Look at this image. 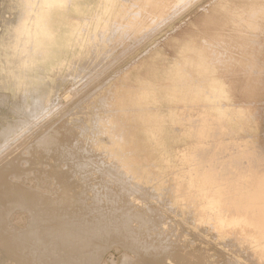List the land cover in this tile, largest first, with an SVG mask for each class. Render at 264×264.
<instances>
[{
	"label": "rangeland",
	"instance_id": "rangeland-1",
	"mask_svg": "<svg viewBox=\"0 0 264 264\" xmlns=\"http://www.w3.org/2000/svg\"><path fill=\"white\" fill-rule=\"evenodd\" d=\"M259 3L262 4L260 7H264V0H67L66 3H60V5L51 4L45 13L43 11L42 15L40 14L41 18L45 16L43 22L46 23L48 37L39 42L42 46L35 42V46L39 49L34 46L33 42L32 48L30 47L32 56L29 55V58L32 57L33 59H29V67L16 74L18 77L16 78L10 74L12 72L11 63L7 65L4 62L9 55L4 53L7 50L3 46V40H5L3 37L7 36L6 34L9 33L11 27L14 28L17 25L20 10L32 15L37 10L46 9L47 4L44 0H0V64L2 66H0V174L1 176L2 173L4 175L0 179V186L2 187L3 182L9 185L11 183V186L16 182V186L29 187L27 189L30 192L35 193L37 190L39 193H44V195L55 196L60 192L61 186L66 185L67 182H69L67 186L74 190L80 184L84 189L79 185L77 186L78 190L73 191L70 188L75 197L72 196L74 203L68 204L69 207L71 205L74 208L76 217L92 218L94 216L100 221L102 213L104 215L112 213L116 219L120 218L128 221L135 228L136 237H134V241L131 239L127 241L112 239L108 242H102L99 244L93 262L88 263L82 258L83 256H80L69 264H177L179 259L182 260H179L180 264H190V261L191 263L195 261V264L197 262L199 264H264V253H262L264 244L262 245L263 242H259V244L255 236L246 233L249 227L247 224V229L242 227L241 231L242 222H240L239 225L236 224L239 227L235 226L234 231L227 232L224 227H220V229V225L217 224L218 221L213 218V220L215 219L213 222L217 223L211 226V223L213 224L211 218L214 217L213 209L211 207L202 209V205L200 207L198 204L197 208L191 209L193 206H197L194 204L197 202H193L191 194L192 204L188 195V193H194L192 188L197 186L195 185L197 182L194 183V180L189 182V179L190 173L193 172L191 166L195 167L197 165L198 167L199 165L198 155L196 154L197 146L193 142L198 136L205 141L204 145L208 143L204 148L209 149L213 153L212 155L215 153L214 158L225 154L228 156L227 158L230 156L231 158L245 159L242 155L243 150L249 148V146L251 148L252 144L255 143H257V147L264 151V81L257 73V69L248 63L254 62L255 58H252V55L256 56L262 51L260 49L255 50L254 47V49L249 50V52L254 51L250 56L249 52L245 53L241 48L233 50L229 46L234 44L235 38L240 40L244 38L253 39V35L245 34L246 31L240 22L243 17H247L249 11L256 9L255 7L260 5ZM243 13L245 14L243 15ZM235 21L242 26H235ZM250 24L252 23L246 24V30H248ZM254 36V39L258 38L256 35ZM217 40H220V44L216 48L220 55L214 63L212 60L214 56L211 55L215 53L213 43ZM34 48L37 50L34 51ZM33 53L35 54L34 57ZM200 56L203 57L199 58ZM98 62H101V64ZM213 70H216L219 84L224 89L215 102L222 108L212 107L211 104L209 105L199 99L201 91L198 89L200 87L199 73H210ZM58 71L59 74H56ZM145 82L149 85L146 84L145 86ZM140 87L141 89H145V87L147 89L143 92ZM130 92H132V95ZM136 95H139V98ZM141 96L145 99L143 97L140 99ZM106 97L111 98L106 99ZM115 97L118 98L116 102ZM148 97L149 99H147ZM19 99L20 101H18ZM101 99L102 101L105 100V104L101 102ZM109 108L110 112H108ZM113 110H115V114ZM226 110L229 111L228 114H226ZM192 112H195V114L198 112L199 116L197 115V117ZM206 112L211 115H207ZM210 112L214 113L215 117ZM205 113L207 116H205ZM181 116L184 117L181 118ZM232 116H234L233 119ZM195 117L200 121H196ZM219 117L220 119H218ZM252 119L255 127L251 125ZM194 121L195 123H192ZM200 124L203 125L200 126ZM197 125L199 126L197 127ZM221 125H225L224 128L227 129L228 127L229 129L224 132ZM111 127L120 129L118 131L116 129L115 132H118L116 136H114L116 133ZM58 130L63 135L60 132L58 133ZM124 130H126L125 133ZM230 130L234 133L233 135ZM67 131L69 134H67ZM218 131L221 135L216 134ZM126 132L129 134H126ZM123 133L126 134L125 141L127 136L129 138L127 140L133 141H126L127 143L131 142V146L127 145L126 142L125 144L122 140ZM207 133L210 135L208 136L209 139L206 137ZM213 134H216L219 139L217 140L216 135ZM236 134L240 138L238 135L235 136ZM64 135L68 137L64 138ZM231 135L234 137V139L231 137L232 140L229 137ZM57 136L60 141L69 142L70 139L69 143L73 145H70V148L74 147L75 144L78 147H74L76 151L72 150L74 153L67 149L68 156L65 151L58 149L55 152L57 155H50L55 161L53 164L49 157L48 159L45 157L43 147L45 144L48 145L49 142L55 143L56 140L58 141ZM117 136L120 137L119 140ZM116 138L118 141H116ZM213 138L216 141L212 140ZM238 138L241 142L237 141ZM132 143H136V145ZM118 147L120 149H116ZM253 147H256V144ZM129 148L130 150H128ZM134 149L139 150L134 151ZM60 150L64 154H61ZM144 151L145 153H143ZM217 151L218 153H216ZM83 153H88V155L86 154L84 157ZM146 153H148V157H151L150 159L147 157L148 160L144 157ZM92 155H95L96 158ZM140 155L144 156L140 157ZM185 155L186 158H184ZM87 157H90L89 162L91 164L87 161ZM138 158L142 161L145 160L147 166L151 163L153 168L147 167L141 160L138 161ZM76 159L83 160L82 164L86 167L82 164L81 166H75L74 160ZM178 159L179 163L177 162ZM185 159L188 160L187 163L184 162ZM135 160L139 163H136ZM190 161L193 165L190 164ZM209 161L212 162V159H209ZM209 161L206 160L204 163L206 162V165H209L211 164ZM70 162L73 165H70ZM54 165L58 168H55V171ZM180 166L183 168H180ZM74 167H78V169ZM187 167H190V173ZM71 168L75 169L74 174L70 170ZM184 168H186L187 173ZM85 169L89 171L87 172ZM90 169L95 171H90ZM174 169L179 170L175 171ZM76 170L81 173L83 171L82 176ZM180 170L185 176L184 174L180 175L182 173ZM155 171H158V174L154 173ZM148 172L159 177H153ZM167 172H169L168 175H166ZM65 173L67 175L72 173L74 176L69 174L68 181V177L65 178L67 175L62 176ZM88 173H90V176ZM187 175H189V178ZM182 176L187 177L182 180L180 178ZM78 178H81V183L79 181L77 183ZM150 178L152 181H149ZM2 179L6 181H2ZM70 179L74 181L72 182ZM59 180L63 181L60 182ZM91 180L94 184L90 182ZM171 181L176 184L171 183ZM154 182L155 184H153ZM157 182L161 183L162 186H159ZM164 182H166V185H164ZM167 184L172 185L169 187ZM165 186L169 188L167 189ZM81 190L83 193H81ZM189 190L190 192H187ZM76 191L77 193H75ZM85 191L86 195L83 197L82 194ZM87 191L89 192L88 195ZM94 192L97 194H94ZM167 193L172 195L168 197ZM75 194L78 195V198ZM86 196L92 198L93 202L88 200L89 198L87 199ZM79 198L86 199L81 200ZM177 199L180 202L179 204ZM85 200L88 201L89 205ZM187 203L188 205H186ZM178 205H182L184 209L181 208L182 206L178 207ZM78 206L80 207L78 208ZM199 208L201 211L206 210L208 212L207 214L204 211V214H207L206 217H201L204 214L200 212ZM135 211L143 214V221L137 218ZM194 211L196 212L194 213ZM186 212H190V214L188 213L190 216ZM10 213L11 216L8 214L6 223L18 228L28 225L30 215L26 210L18 208L14 209L13 212L10 211ZM195 217L200 220L198 221ZM205 218L208 220H205V222L210 224L202 221ZM53 225H56V223ZM174 228L181 230L178 231ZM216 232L217 234L219 232L220 235L217 236ZM246 235L252 236L246 238ZM241 236L242 238H240ZM243 237L244 240L246 239L245 241H243ZM238 241L240 245L244 244L245 246L239 247ZM235 243H238L239 246L237 247ZM69 245L64 246V249H72L73 252L74 244ZM178 248L179 251L182 249L183 254L182 251H180V254ZM246 249H248V253ZM258 260L261 263L255 262ZM10 263L3 249L0 248V264Z\"/></svg>",
	"mask_w": 264,
	"mask_h": 264
},
{
	"label": "bare ground",
	"instance_id": "bare-ground-1",
	"mask_svg": "<svg viewBox=\"0 0 264 264\" xmlns=\"http://www.w3.org/2000/svg\"><path fill=\"white\" fill-rule=\"evenodd\" d=\"M47 4L46 6V9L44 10H37L34 14L32 15H28L26 12H24L23 10H20V16L18 17V23L16 26H14V28H10V31L8 34H6L7 36L6 37H3V40L4 41V49L7 50V52L4 51V53H6V55H9L5 58L4 62L5 64L8 65V63H11L10 64V68L12 70V72H10V74L12 75V77H17L16 74H19L20 71L26 69L27 67H29L30 64H28V62L30 61L29 59H33L32 57L29 58V55L32 53L30 51V47L32 48V44L34 42V46H35V42L39 45L43 38L45 39L46 37H48V34H47V29L45 27V24L43 21H44V17L41 18L40 14L42 15V12L45 11L48 9L49 5H60V3H66L65 0H44ZM64 1V2H63ZM69 1V0H68ZM260 4V3H259ZM262 4L256 6L253 11H249L247 13V17H243V20H239L241 21L240 23L243 25V29L246 31L245 34H251L253 35V39L250 40L248 38H244L243 40H240L238 38H235V41H234V44L230 46L231 49L233 50H236L237 48H241L243 49V51L245 53H248L250 49H254L255 47V50L256 49H260L262 52L257 54L256 56L255 55H252V58H255L254 62H248L250 63V66H253V68L257 69V73L260 74V77L263 79L264 81V7H260ZM134 6V5H132ZM264 6V5H263ZM165 7V6H164ZM252 7V6H251ZM250 7V8H251ZM254 7V6H253ZM50 8V7H49ZM163 8V7H162ZM245 8V7H244ZM160 9V8H159ZM248 9V8H247ZM252 9V8H251ZM164 10V9H163ZM225 10V9H224ZM244 10V9H243ZM227 11V10H226ZM146 12V11H144ZM157 12V11H155ZM43 13V14H44ZM230 14V13H229ZM245 13H243L244 15ZM45 15V14H44ZM88 18V17H87ZM233 19V18H232ZM237 21V19H236ZM235 21V26L238 25V23H236ZM106 22V21H105ZM159 22V21H158ZM233 23V22H231ZM239 23V24H240ZM247 23H252L250 24L248 30L245 29V26ZM49 25V24H48ZM108 25V24H106ZM233 25V26H234ZM242 25H238V26H242ZM234 26V27H235ZM237 26V28H238ZM10 27V26H9ZM106 27V26H105ZM108 27V26H107ZM111 27V26H110ZM48 28V27H47ZM236 28V27H235ZM239 28H242V27H239ZM103 29V27H102ZM101 29V30H102ZM149 30V29H148ZM49 31H51L49 29ZM100 31V30H99ZM104 31V30H103ZM101 32V31H100ZM50 33V32H49ZM111 33V32H110ZM54 35V34H53ZM256 35L257 39H254ZM98 36V35H97ZM51 38V37H50ZM47 39V38H46ZM108 40V39H107ZM45 43V41H44ZM43 43V44H44ZM222 43V41H221ZM36 44V45H37ZM220 44V40H217V42L213 43V47L215 49V53H212L213 55L211 56H214L212 57V60L214 63H216V60L217 58L219 57L220 55V52H218V50H216V48L218 47V45ZM225 44V43H224ZM40 46H42L40 44ZM228 46V45H227ZM36 47V46H35ZM44 47V46H43ZM93 47V45H92ZM108 47V46H107ZM203 47V46H202ZM201 47V48H202ZM212 47V46H211ZM39 49V47H36ZM36 48H34V51L37 50ZM95 48V47H94ZM42 49V48H41ZM205 49V48H203ZM208 49V48H207ZM40 51V50H39ZM1 52V51H0ZM31 52V53H30ZM38 52V51H37ZM217 52V53H216ZM251 52V53H250ZM248 54L251 56V54L254 52L250 51ZM92 53V51H91ZM34 54V53H33ZM32 56V54H31ZM35 56V54L33 55V57ZM110 56V55H108ZM105 57V56H104ZM107 57V56H106ZM203 56H200L199 58H202ZM1 58V56H0ZM78 58V57H77ZM93 58V57H92ZM114 58V57H113ZM103 59V58H101ZM105 59V58H104ZM78 62V60H76ZM33 62V61H31ZM30 62V63H31ZM91 62V60H90ZM99 63V62H98ZM75 64V63H74ZM101 64V62L99 63ZM4 65V64H2ZM6 65V66H7ZM76 65V64H75ZM80 65V64H78ZM98 65V64H97ZM1 66V64H0ZM57 66V65H55ZM54 66V67H55ZM74 66V65H73ZM2 67V66H1ZM68 67V66H67ZM75 67V66H74ZM104 67V65H103ZM6 68V67H5ZM83 69V68H81ZM10 70V71H11ZM67 70V69H66ZM86 70V69H85ZM94 70V68H93ZM3 71V70H2ZM1 72V71H0ZM5 72V70H4ZM91 72V71H90ZM8 73V72H7ZM52 73V72H51ZM21 74V73H20ZM56 74H59V71L58 73ZM61 74V73H60ZM64 74V73H63ZM92 74V73H91ZM5 76V75H4ZM19 76V75H18ZM59 76V75H58ZM1 77V75H0ZM177 77V76H176ZM75 78V77H74ZM73 78V79H74ZM88 78V77H87ZM2 79V78H1ZM20 79V78H19ZM22 79V77H21ZM64 79V77H63ZM66 79V78H65ZM49 80V79H48ZM144 80V79H143ZM19 81V80H18ZM108 81V80H107ZM148 81V80H147ZM199 81H200V87L198 89H200V93H199V99H202L203 101H205V103H208L209 105L211 104L212 107H215V108H219L221 107L220 105L218 106V104H216L215 102L219 99V97L221 96V92L224 91V89L221 88L220 84H219V80H218V76H217V73H216V70H213L211 71L210 73H206V72H200L199 73ZM15 82V81H14ZM10 83V82H9ZM8 83V84H9ZM21 83V82H20ZM49 83V82H48ZM7 84V83H6ZM51 84V83H50ZM91 84V83H90ZM146 82H145V86H146ZM149 85V84H147ZM10 86V84H9ZM23 86H24V82H23ZM15 87V86H14ZM17 87V85H16ZM143 87V86H141ZM140 87V89H141ZM151 87V86H150ZM11 88V87H10ZM100 88V87H99ZM97 88V89H99ZM18 89V88H17ZM145 89H147L145 87ZM145 89H141L142 91L145 90ZM163 89V88H162ZM182 89V88H181ZM50 90V88H49ZM96 90V89H94ZM140 90V91H141ZM157 90V89H156ZM107 91V90H106ZM105 91V92H106ZM120 91V90H119ZM125 91V90H124ZM148 91V90H147ZM199 92V90H197ZM108 92V91H107ZM111 92V91H109ZM138 92H139V89H138ZM144 92V91H143ZM146 92V91H145ZM186 93L188 92L185 91ZM92 93V92H91ZM113 93V92H112ZM120 93V92H119ZM132 92H130L131 94ZM155 93V92H154ZM50 94V93H48ZM109 94V93H108ZM129 94V93H128ZM137 94V93H136ZM145 94V93H144ZM146 94L148 95V93L146 92ZM111 95V93H110ZM132 95V94H131ZM135 95V94H134ZM143 95V94H142ZM146 95V96H147ZM65 96H68V95H65ZM113 96V94H112ZM111 96V97H112ZM126 96V95H125ZM145 96V97H146ZM16 97V96H15ZM57 97V96H56ZM111 97H106L107 98H111ZM128 97V96H126ZM131 97V96H130ZM136 97L139 98V95ZM143 96H141L140 99H142ZM64 98V97H63ZM67 98V97H65ZM64 98V99H65ZM101 98V97H100ZM100 98L98 99V101L100 100ZM105 98V97H104ZM117 97H115V102L116 100H118V98L116 99ZM132 98V97H131ZM130 98V99H131ZM144 98V97H143ZM17 99V97H16ZM63 99V100H64ZM68 99V98H67ZM145 99V98H144ZM149 99V97L147 98ZM112 100V99H111ZM183 100V99H182ZM15 101V100H14ZM20 101V99L18 100ZM65 101V100H64ZM105 100L102 101L101 99V102L103 103ZM109 101V100H108ZM114 101V100H113ZM139 101V100H138ZM136 101V102H138ZM143 101V100H142ZM107 102V100H106ZM111 102V101H110ZM141 102V101H140ZM149 102V101H147ZM30 103V102H29ZM93 103V102H92ZM100 103V102H99ZM101 105H104L102 104ZM109 103V102H108ZM120 103V102H119ZM28 104V103H27ZM107 104V103H106ZM141 104V103H139ZM144 104V103H143ZM100 105V104H99ZM53 106V105H52ZM105 106V105H104ZM109 107V106H108ZM101 108V106H100ZM103 108V107H102ZM182 108V107H181ZM222 108V107H221ZM50 109V108H49ZM128 109V108H127ZM126 109V110H127ZM199 109V108H197ZM51 110V109H50ZM118 110V109H117ZM121 110H124L126 111L125 109H121ZM128 110H131V109H128ZM132 110H135V109H132ZM115 110H113L114 112ZM181 111V110H180ZM198 111V110H197ZM204 111H206L204 109ZM208 111V109H207ZM49 112V111H47ZM46 112V113H47ZM106 112V111H104ZM108 112H110V108L108 110ZM123 112V111H121ZM196 112V111H195ZM195 112L193 114H195ZM203 112V111H202ZM229 112V111H228ZM227 110H226V114H228ZM116 112H114L115 114ZM118 113V112H117ZM207 115H211V114H208V112H206ZM205 113V116H207ZM212 113V112H210ZM52 115V112L50 113ZM54 114V113H53ZM183 114V113H182ZM201 115V113H199ZM214 115V113H212ZM50 115V116H51ZM111 115V114H110ZM196 116L198 115V112L197 114H195ZM204 115V114H203ZM54 116H56V114H54ZM127 116V115H126ZM199 116V115H198ZM197 116V117H198ZM227 116V115H226ZM49 117V116H48ZM53 117V116H51ZM111 118V116H109ZM140 117V116H138ZM184 117V116H181V118ZM186 117V116H185ZM188 117V116H187ZM215 117V115H214ZM116 118V117H115ZM114 118V119H115ZM141 118V117H140ZM196 118V117H195ZM213 118V117H211ZM210 118V119H211ZM217 118V116H216ZM226 118V117H225ZM234 118V116H232V119ZM240 118V117H239ZM108 119V117H107ZM194 119V118H193ZM204 119V117H203ZM209 119V120H210ZM214 119V118H213ZM220 119V117L218 118ZM223 119V118H222ZM221 119V120H222ZM47 120V119H46ZM50 120V119H49ZM99 120V118H98ZM112 120V119H111ZM117 120V118L115 119ZM140 120V119H139ZM186 120V119H185ZM189 120V119H188ZM192 120V118H191ZM190 120V121H191ZM195 120V119H194ZM199 120L198 118H196V121ZM208 120V121H209ZM216 120V119H214ZM238 120V119H237ZM245 120V119H244ZM93 121V120H92ZM126 121V120H125ZM193 121V120H192ZM200 121V120H199ZM223 121V120H222ZM230 121V120H229ZM235 121V120H234ZM12 122V121H11ZM10 122V123H11ZM103 122V121H102ZM110 122V121H109ZM118 122V120H117ZM217 122V121H215ZM225 122V121H224ZM240 123V121H238ZM237 122V123H238ZM253 119L251 121V125H253ZM122 123V122H121ZM126 123V122H125ZM130 123V122H129ZM187 123H189L187 121ZM192 123H195L192 122ZM198 123V122H197ZM202 123V122H201ZM204 123V122H203ZM207 123V122H205ZM219 123V122H218ZM227 123V122H226ZM225 123V124H226ZM243 123V122H242ZM245 123V122H244ZM118 124V123H117ZM117 124H115V126H117ZM199 124V123H198ZM212 124V123H210ZM209 124V125H210ZM221 124V123H219ZM233 124V123H232ZM236 124V123H235ZM120 125V123H119ZM125 125V124H123ZM189 125V124H188ZM192 125V124H190ZM194 125V124H193ZM192 125V126H193ZM203 125V124H200V126ZM215 126L217 124H214ZM230 125V124H229ZM228 125V126H229ZM234 125V124H233ZM241 125V124H239ZM245 125V124H244ZM247 125H250V124H247ZM58 126V125H57ZM112 126V125H111ZM128 126V125H127ZM199 125H197L198 127ZM212 127V125H210ZM217 126H220V125H217ZM224 126L225 125H221ZM232 126V125H231ZM230 126V127H231ZM243 126V124H242ZM254 126V125H253ZM59 127V126H58ZM61 127V126H60ZM120 127V126H118ZM122 127V126H121ZM126 127V125H125ZM129 127V126H128ZM195 127V126H194ZM205 127V126H204ZM227 127V125H226ZM255 127V126H254ZM86 128V127H85ZM109 128V127H108ZM123 128V127H122ZM127 128V127H126ZM125 128V129H126ZM203 128V127H202ZM215 128V127H214ZM222 128V129H223ZM235 128V127H234ZM56 129V127H55ZM60 129V128H58ZM97 129V128H96ZM95 129V130H96ZM111 129L113 130L114 128L111 127ZM117 129V127H115L114 129V136L117 135L118 132H115ZM129 129V128H128ZM198 129V128H196ZM210 129V128H209ZM213 129V128H212ZM225 129V128H224ZM223 131H227V129H229L227 127V129H225ZM241 129V128H240ZM61 130V129H60ZM60 130H58L57 132L59 133ZM103 130V129H102ZM111 130V131H112ZM120 130L119 128L117 129V131ZM201 130V129H200ZM203 130L205 131V129L203 128ZM64 131V130H63ZM126 130H124V133H125ZM137 131V130H136ZM195 131V130H194ZM210 131H212L210 129ZM222 131V132H223ZM231 131V130H230ZM263 131V129H262ZM51 132V131H50ZM53 132V131H52ZM66 132V131H65ZM68 132V131H67ZM110 132V131H109ZM129 132V130H128ZM128 132H126V134H129ZM192 132V131H191ZM197 132V130H196ZM202 132V131H201ZM229 132V131H228ZM232 132V131H231ZM230 132V133H231ZM61 135L62 132H60ZM108 133V132H107ZM122 133V132H121ZM119 133V134H121ZM123 133V134H124ZM199 133V132H198ZM204 133V132H202ZM221 135V133L218 131L216 134L218 135ZM229 133V134H230ZM66 134V133H65ZM69 134V132L67 133ZM113 134V132H112ZM111 134V135H112ZM122 134V135H123ZM123 136V139H125V135ZM195 134V132L193 133V135ZM205 134V133H204ZM203 134V135H204ZM216 134H213V135H216ZM234 133L232 132V135ZM239 134V133H238ZM238 134H236L235 136H237ZM48 135V133H47ZM192 135V134H191ZM217 135L215 137H217ZM225 135V133H224ZM229 136L230 138L232 137ZM113 136V137H114ZM120 136V135H119ZM132 135H130L131 137ZM190 136V134H189ZM188 136V137H189ZM210 136L208 133H207V136L208 137ZM212 136V135H211ZM223 136V135H222ZM228 136V135H227ZM46 137V136H45ZM68 137V136H67ZM65 137L64 135V138H67ZM118 137V136H117ZM121 137V136H120ZM120 137H118V140L120 139ZM187 137V138H188ZM202 137V136H201ZM239 137V135H238ZM17 138V137H16ZM58 138V141L56 140V142H52V143H47L48 145H44V154H45V157L48 159L51 160V162L54 164V159L52 158V156L54 154H56L55 152H57L58 149H61L63 151H65V154L67 155L66 153V150L67 149H70L71 153L74 151V147L78 145L75 144L74 147H71L70 148V145H72V143L70 144V139H69V142L68 141H65V140H61L60 141V138L57 136ZM62 137V139H64ZM115 138V137H114ZM113 138V139H114ZM133 138V136L131 137ZM150 138V137H149ZM158 138V137H157ZM190 138V137H189ZM200 137L198 136L197 139H195L193 137V142H194V145L197 146V149L196 147H194L196 150H197V155H198V167L200 166V168L197 167V165L195 167H192L191 168L193 169L190 173L189 170H190V167H187L188 169V172L190 173V179H189V182L192 180H194V183L197 182V184L195 183V185H197L196 187L194 186V188H192L194 190V193H188L189 195V198H190V202H191V197L190 195L193 197V202H197V203H194V204H198L200 207L202 205V209H205L204 207H208V209L211 207L214 211V217L212 216V218L208 215V217H210L212 219V222L215 220H213V218H216L215 221H218L217 222H213V224L211 223V226L212 225H216L219 224V228L220 227H224L222 229H224L225 231L227 232H231V231H234L235 229V226L239 225L238 223L242 222L241 223V231H242V227H246V224L249 226L246 233L249 235V234H252L253 236L256 237V240L257 242H263L262 245L264 244V151L263 149L257 147V143L256 144V147H253L254 145L252 144V147L250 148H246L244 149L242 152V155L245 157V159L243 158H231L229 156V158H227L228 156H226L225 154H222L216 158H214V155H212L213 153L208 149H205L204 146L207 145L205 144L204 145V140H201L199 139ZM222 138V137H221ZM234 139V137H232ZM231 138V140H232ZM236 138V137H235ZM240 138V137H239ZM239 138L237 141H239ZM264 138V137H263ZM67 139V140H68ZM127 139L128 136H127ZM126 141H131V140H127ZM209 139V137H208ZM219 138L217 137V140ZM223 139V138H222ZM225 139V138H224ZM237 139V138H236ZM1 140V139H0ZM44 140V139H43ZM117 138H116V141H118ZM134 140V139H133ZM140 140V139H139ZM143 140V139H141ZM146 140V139H145ZM151 140V139H150ZM212 140L216 141L215 138H213ZM124 140V143L126 142ZM148 141V140H147ZM225 141V140H224ZM121 142V140H120ZM126 142V143H127ZM133 142V141H131ZM131 142L127 143V145L131 144ZM220 142V141H219ZM235 142V140H234ZM241 142V140L239 141ZM246 142V140H245ZM250 142V141H249ZM54 143V145H53ZM75 143V142H74ZM73 143V144H74ZM123 143V141L121 142ZM125 143V144H126ZM221 143V142H220ZM232 143V142H230ZM243 143V142H242ZM124 144V145H125ZM132 144H135L136 143H132ZM188 144H190V142H188ZM239 144V143H238ZM251 144V143H250ZM127 145H125V147H127ZM191 145V144H190ZM189 145V146H190ZM193 145V146H194ZM232 145V144H230ZM246 145V144H245ZM73 146V145H72ZM131 146V145H130ZM134 146V145H132ZM248 146V145H247ZM260 146V145H259ZM76 147V148H77ZM124 148V146H122ZM129 147V146H128ZM192 147V145H191ZM37 148V147H36ZM39 148V147H38ZM42 148V147H41ZM137 148V147H136ZM185 148V147H184ZM40 149V148H39ZM116 149H120L119 147L116 148ZM127 149V148H126ZM132 149V148H131ZM214 149V148H213ZM212 149V150H213ZM217 149V148H216ZM235 149V148H234ZM241 149V148H240ZM60 150V151H61ZM73 150V151H72ZM77 150V149H76ZM124 150V149H123ZM130 150V148L128 149ZM139 150V149H137ZM134 149V151H137ZM190 150V149H189ZM196 150H193V151H196ZM220 150V149H218ZM222 150V149H221ZM225 150V149H224ZM59 151V152H60ZM63 151H61L62 153L61 154H64ZM126 151V150H125ZM133 151V150H132ZM192 151V152H193ZM73 152V153H74ZM191 152V153H192ZM42 153V155H43ZM112 153V152H111ZM131 153V152H129ZM145 153V151L143 152ZM189 153V152H188ZM186 153V154H188ZM218 153V151L216 152ZM240 153V151H239ZM60 154V153H59ZM70 154V153H69ZM77 154V153H76ZM84 154V157L85 155L88 153H83ZM128 154V153H127ZM142 154V153H140ZM148 153H146L147 155ZM31 155V154H30ZM52 155V156H50ZM57 155V154H56ZM66 155H64L66 157ZM122 155V154H121ZM144 156V155H140V157L144 156L146 157V160L150 159L151 157H148L149 155L147 156ZM189 155H191L189 153ZM217 155V154H216ZM228 155V154H227ZM234 155V154H233ZM232 155V156H233ZM239 155V154H238ZM241 155V156H242ZM60 156V155H59ZM62 156V155H61ZM60 156V157H61ZM68 156V155H67ZM77 156V155H76ZM79 156V155H78ZM95 157V155H92ZM98 156V155H97ZM120 156V155H119ZM125 156V155H124ZM132 156V155H131ZM135 156V155H134ZM138 156V155H136ZM182 156V155H181ZM192 156V155H191ZM196 156V155H195ZM194 156V157H195ZM82 157V155H81ZM94 157L92 159V162L94 160ZM118 157V156H117ZM148 157V159H147ZM187 156L185 155L184 158H186ZM189 157V156H188ZM52 158V159H51ZM69 158V157H68ZM79 158V157H78ZM90 158V157H89ZM89 158L87 157V161L89 162ZM96 158V157H95ZM122 158V157H121ZM125 158V157H124ZM155 158V157H154ZM192 158V157H190ZM4 159V158H2ZM30 159V158H28ZM43 159V158H42ZM67 159V157H66ZM72 159V158H71ZM129 159V158H128ZM183 159V157H182ZM181 159V161H183ZM189 159V158H188ZM194 159V158H192ZM191 159V160H192ZM209 159H212V162L209 161ZM98 160V159H96ZM124 160V159H123ZM133 160V159H132ZM141 160L138 158V161ZM144 160V158H143ZM152 160V159H151ZM164 160V159H163ZM190 160V159H189ZM209 161L211 164L209 165H206V162L204 163V161ZM70 161V160H69ZM75 161V166L76 165H80L82 164L83 160H79V159H76L74 160ZM91 161V160H90ZM137 161V160H135ZM136 162V163H139V162ZM142 161V160H141ZM166 161V160H165ZM179 161V159L177 160V162ZM188 161V160H187ZM186 159L184 162H186ZM194 161V160H193ZM197 161V160H196ZM31 162V160H30ZM73 162V161H71ZM70 162V165H73V163ZM143 163H145L146 161H142ZM154 162V161H153ZM192 161H190V164H191ZM33 165L35 164L34 162H32ZM31 163V165H32ZM40 163V162H39ZM38 163V164H39ZM90 163V162H89ZM135 163V164H136ZM179 163V162H178ZM91 164V163H90ZM142 164V163H140ZM149 164V163H148ZM168 164V163H167ZM183 164V163H182ZM84 166V164H82ZM88 165V164H87ZM146 165V163H145ZM153 165V164H152ZM165 165V164H164ZM193 165V163L191 164ZM11 166V164H10ZM36 166V164H35ZM53 166V165H52ZM89 166V165H88ZM93 166V165H92ZM95 166V164H94ZM147 166V165H146ZM149 166L151 167V163L149 164ZM147 166V167H149ZM155 166V165H154ZM157 166V165H156ZM168 166V165H167ZM187 166H189V164H187ZM73 168V166H71ZM86 167V165L84 166ZM91 167V165L89 166ZM96 167V166H95ZM166 167V166H165ZM182 166H180L181 168ZM186 167V166H184ZM197 167V168H196ZM55 168H57L55 165H54V171H55ZM70 169L73 171V174L75 173V169L78 167H74L75 169ZM99 168V167H98ZM97 168V169H98ZM146 168V167H145ZM153 167H151L152 169ZM179 168V169H180ZM183 168V167H182ZM58 169V168H57ZM81 169V168H80ZM94 169V168H93ZM150 169V168H149ZM172 169V168H171ZM170 169V170H171ZM178 169V170H179ZM185 171H186V168H184ZM183 169V171H184ZM86 170V169H85ZM101 170V169H100ZM154 170V169H153ZM152 170V171H153ZM175 171L177 169H174ZM177 170V171H178ZM182 170V169H181ZM180 170V171H181ZM53 171V173H54ZM57 171V170H56ZM78 171V170H76ZM87 171V170H86ZM89 171V170H88ZM87 171V172H88ZM90 171H95V170H91ZM98 171V170H97ZM140 171V170H139ZM148 171V170H147ZM79 174L81 173L80 171H78ZM182 172V171H181ZM61 173V171H60ZM63 173V172H62ZM83 173V171H82ZM82 173H81V176H82ZM99 173V172H97ZM97 173L95 174V176L97 175ZM101 173V172H100ZM149 173V172H148ZM154 173H157L158 174V171L154 172ZM169 172L166 173V175H168ZM177 173V172H176ZM187 173V171H186ZM188 173V174H189ZM70 174V173H69ZM68 174V175H69ZM72 174V173H71ZM70 174V176H71ZM72 174V175H73ZM78 174V173H77ZM79 174H78V177H79ZM90 173H88L89 175ZM150 174V173H149ZM162 174V173H161ZM160 174V175H161ZM184 173H180V175H183ZM57 175V174H56ZM61 175V174H60ZM67 175L66 173L63 174L62 176H65ZM65 176V178L68 177ZM92 175V173H91ZM151 176L155 177L156 175L155 174H150ZM165 175V173H164ZM2 176L3 173H2ZM1 174H0V179H1ZM7 176V175H6ZM61 176V178L63 179V177ZM70 176L68 177V181H69V178ZM74 176V175H73ZM90 176V175H89ZM185 176V174H184ZM184 176L180 177L182 180L183 179H186V177L188 176L189 178V175H187L185 178ZM86 177V176H85ZM84 177V178H85ZM92 177V176H91ZM148 177V176H147ZM150 177V176H149ZM156 177H159V176H156ZM162 177V176H161ZM165 177V176H164ZM102 178V177H101ZM104 178V177H103ZM163 178V177H162ZM171 178V176H170ZM169 178V180H171ZM3 179H5L3 177ZM2 181H6V180H3ZM7 179V177H6ZM79 179V178H78ZM81 179V178H80ZM80 179L77 180V183L78 181L80 182ZM90 179V177H89ZM96 179V178H95ZM151 179V178H150ZM155 179V178H154ZM153 179V181H154ZM8 180V179H7ZM64 180V179H63ZM61 180V181H63ZM71 180V179H70ZM74 180H75V177H74ZM73 180V181H74ZM99 180V178H98ZM165 180V179H164ZM167 180V179H166ZM167 180V181H169ZM60 181V180H59ZM60 181V182H61ZM67 181V180H65ZM72 181V180H71ZM72 181V182H73ZM76 181V180H75ZM95 181V180H94ZM149 181H152L149 180ZM156 181V180H155ZM159 181V180H157ZM166 181V182H167ZM176 181V180H174ZM174 181H171V183H175ZM90 182L93 183V181L91 180ZM166 182H164L166 185ZM2 183V182H1ZM4 184L2 185V187L0 186V248L3 249L4 253L6 254L7 258L10 260V264H69V263H72V261H74L75 258L77 257H80V256H83L82 258H84L86 261H88V263H91L95 260V256L97 255V250H98V247H99V244L102 243V242H108V241H111L112 239L113 240H121L123 239L124 241H127L128 239H131L132 241H134V237H136L135 235V228L132 227L130 225V222L128 221H124L122 219H116L115 216L111 213V214H105L102 213V219L99 221L97 218H95L94 216L91 218V217H82V218H78V216L76 217V215L74 214L75 210L74 208L70 205V207L68 206V204H72L71 202H73L72 200V196H74V194L71 193V187L67 186L69 182H67V184H63L61 186V189H60V192L58 194H56L55 196H48V195H44V193H39V191L36 190L35 193L33 192H30L27 188L29 187H25V186H21V185H15L16 182H15V186L12 185L11 186V183L10 185L9 184H5V182H3ZM19 183V182H18ZM65 183V182H64ZM81 183V182H80ZM158 183V182H157ZM156 183V184H157ZM185 183L187 184V182L185 181ZM184 183V184H185ZM74 184V183H73ZM94 184V183H93ZM155 184V182L153 183ZM159 186L162 184L161 183H158ZM176 184V183H175ZM181 184V183H180ZM185 184V185H186ZM76 185V184H74ZM80 186V184H78ZM77 185V186H78ZM168 185V184H167ZM172 185V184H171ZM170 185V186H171ZM71 186V185H70ZM77 186H76V189H77ZM85 186V185H84ZM106 186V185H105ZM158 186V187H159ZM169 186V185H168ZM169 186V187H170ZM182 186V184H181ZM188 186V184H187ZM192 186V187H193ZM73 187V186H72ZM81 188H83V186H80ZM93 187V186H92ZM166 187V186H165ZM168 187V188H169ZM178 187V186H177ZM71 188V189H70ZM75 188V187H74ZM153 188V187H152ZM162 188V187H161ZM167 188V187H166ZM167 188V189H168ZM176 188V187H174ZM187 189V187H185ZM75 189V190H76ZM84 189V188H83ZM88 189V188H86ZM85 189V190H86ZM95 189V188H94ZM157 189V188H156ZM159 189V188H158ZM157 189V190H158ZM185 189V190H186ZM34 190V189H33ZM73 189V191H75ZM78 190V189H77ZM164 190V189H163ZM184 190V189H182ZM188 190V189H187ZM90 191V190H89ZM167 191V190H166ZM172 191V190H171ZM170 191V192H171ZM88 192V191H87ZM91 192V191H90ZM187 192H190L187 191ZM74 193V192H73ZM77 193V191L75 192ZM81 193H83V191L81 190ZM86 191L84 192V194H82L83 197H85L84 195ZM161 193L163 194V192L161 191ZM172 193V192H171ZM174 193V192H173ZM177 193V192H175ZM89 194V192L87 193V195ZM94 194H97L94 192ZM124 194V193H123ZM168 194V193H167ZM179 194V193H178ZM76 195V194H75ZM165 195V193H164ZM172 195V194H171ZM168 194V197L171 196ZM175 195V194H174ZM173 195V196H174ZM187 195V194H186ZM77 198H78V195H76ZM81 196V197H82ZM92 196V195H91ZM177 197V195H175ZM52 197V198H51ZM75 197V196H74ZM80 197V195H79ZM87 197V196H86ZM76 198V199H77ZM89 197H87L88 199ZM165 198V196H164ZM62 200L61 202L59 200ZM75 199V200H76ZM81 199V198H79ZM86 199V198H84ZM83 198L81 200H84ZM166 199V198H165ZM173 199V198H172ZM88 200H92V198L88 199ZM170 200H171V197H170ZM178 200V199H177ZM179 200H180V197H179ZM179 200L177 201L178 204L180 203ZM77 201H80V200H77ZM86 201V200H85ZM96 201V199H95ZM167 201V200H166ZM169 201V200H168ZM87 204H88V201H86ZM91 202V201H90ZM93 202V200H92ZM126 202V201H125ZM63 203V204H62ZM65 203V205H64ZM74 203V202H73ZM127 203V202H126ZM192 203V202H191ZM193 204V203H192ZM75 205V204H74ZM73 205V206H74ZM78 205H80V203H78ZM89 205V204H88ZM188 205V203L186 204ZM191 205V204H190ZM198 205L195 207L193 206L191 209L193 208H197ZM82 206V205H81ZM180 205H178L179 207ZM182 206V205H181ZM180 206V207H181ZM80 206H78L79 208ZM84 207V206H83ZM174 207V206H173ZM18 208H23L24 210H26L28 212V214L30 215L29 217V223L28 225H24V226H21V227H15V226H12L9 225L8 223H6L7 221V216L8 214H10L11 216V213L10 211L13 212L14 209H18ZM182 209H184V207L182 206L181 207ZM81 209V208H80ZM186 209V207H185ZM190 209V211H191ZM207 209V210H208ZM77 210V208H76ZM86 210V209H85ZM93 210V209H92ZM200 212L204 214V211L206 210H202L199 208ZM83 211V210H82ZM198 211V209H197ZM87 212V211H86ZM182 212V211H181ZM184 212V210H183ZM196 211H194L195 213ZM98 213V212H97ZM135 213L137 214V218L138 219H141L142 221L144 220V216L143 214H141V212L139 211H135ZM187 213V212H186ZM185 213V214H186ZM190 214V212H188ZM187 213V214H188ZM206 213L208 214V212L206 211ZM77 214V212H76ZM180 214V213H178ZM188 214V215H189ZM198 214H199V211H198ZM206 214V215H207ZM79 215V214H78ZM192 215V214H191ZM206 215L204 214V216H201V217H206ZM176 216V215H175ZM179 217V215H177ZM190 216V215H189ZM196 216V215H195ZM198 216V215H197ZM210 220V218H208ZM196 218V217H195ZM201 218V219H203ZM173 219V218H172ZM185 219V217L183 218V220ZM197 219V218H196ZM206 218L202 221L205 222V220H207ZM198 220V219H197ZM200 220V219H199ZM198 220V221H199ZM171 221V220H170ZM188 221V219H187ZM192 221V220H190ZM189 221V222H190ZM196 221V220H195ZM194 221V222H195ZM201 221V222H202ZM208 221V220H207ZM211 221V220H210ZM58 222H60L59 224H57ZM56 225H53L55 224ZM193 223V221H192ZM206 224H210V223H207L205 222ZM205 223H203L205 225ZM215 223V224H214ZM172 224V223H171ZM174 224H176V222H174ZM237 224V225H236ZM14 225V224H13ZM167 225V224H166ZM225 225V226H224ZM231 225V226H230ZM245 225V226H244ZM168 226V225H167ZM170 226V225H169ZM210 226V225H209ZM230 226V227H229ZM234 226V227H233ZM177 227V226H176ZM181 227V226H180ZM239 227V226H237ZM236 227V228H237ZM182 228V227H181ZM205 228V227H204ZM212 228V227H210ZM214 228V227H213ZM167 229V228H166ZM174 229H177V228H174ZM180 229V228H179ZM218 229V228H217ZM221 229V228H220ZM169 230V229H167ZM178 230V229H177ZM176 230V231H177ZM181 230V229H180ZM178 230V231H180ZM208 230V229H207ZM211 231H213L212 229H210ZM216 230V228H215ZM239 230V229H238ZM177 231V232H178ZM185 231V230H184ZM205 231V230H204ZM219 231V230H218ZM221 231V230H220ZM236 231V230H235ZM207 232V231H206ZM223 232V231H222ZM179 233V232H178ZM181 233V232H180ZM215 233V231H214ZM217 234V232H216ZM215 234V235H216ZM226 234V232H225ZM224 234V235H225ZM238 234V233H237ZM243 235V233H241ZM245 234V232H244ZM220 235L219 232L217 234V236ZM239 235V234H238ZM251 235V236H252ZM231 236V235H230ZM233 236V235H232ZM235 236V235H234ZM251 236H245L246 238L247 237H251ZM215 237V236H214ZM228 237V236H226ZM238 238V237H236ZM242 238V236L240 237ZM253 238V237H252ZM249 239V238H248ZM226 240V239H225ZM238 240V239H236ZM246 240V239H245ZM244 240V237H243V241ZM253 240V239H252ZM188 241V240H187ZM235 241V240H234ZM242 241V242H243ZM147 242V241H146ZM162 242V241H160ZM252 242V241H250ZM180 243V242H179ZM178 243V244H179ZM189 243V242H188ZM226 243V242H224ZM239 243V241H238ZM237 243V244H238ZM69 244H74L75 248L73 249V252H72V249L71 250H65L64 246H67ZM230 244V243H229ZM228 244V245H229ZM236 244V243H235ZM236 244V245H237ZM253 244V243H252ZM260 244V243H259ZM184 245V243H183ZM234 245V246H236ZM240 245V243H239ZM237 245V247L239 246ZM244 245V244H242ZM242 245H240L239 247H241ZM261 245V246H262ZM70 246V245H69ZM179 247L181 245H178ZM245 246V245H244ZM242 246V247H244ZM187 247V245H186ZM185 247V248H186ZM260 247V246H259ZM258 248V247H257ZM174 249V248H173ZM237 251H239L238 248H236ZM243 249V248H242ZM262 249V247H261ZM160 250V249H158ZM186 250V249H185ZM202 251H204L202 248H201ZM247 250V253H248V249ZM244 250V251H246ZM178 251H179V248H178ZM180 251H182V249H180ZM179 251V252H180ZM188 251V250H187ZM241 251V249H240ZM153 252V251H152ZM195 252V251H194ZM197 252V250H196ZM242 252V251H241ZM158 253V251H157ZM236 253V252H235ZM246 253V252H245ZM244 253V254H245ZM250 253V252H249ZM264 253V251L262 252ZM101 254V252H100ZM176 254V253H175ZM178 254V253H177ZM181 254V252H180ZM182 254H183V251H182ZM187 254V252H186ZM205 254V253H204ZM189 255V254H188ZM221 255V253H220ZM181 256V255H180ZM186 256V255H185ZM184 256V257H185ZM247 256V255H246ZM249 256V255H248ZM203 257V255H202ZM251 257V256H249ZM182 258V257H181ZM187 258V257H186ZM197 258V257H196ZM258 259V258H257ZM255 259V260H257ZM260 259V257H259ZM181 260V259H179ZM179 260H178V263H179ZM191 260V258H190ZM197 260V259H196ZM253 260V259H252ZM175 261V260H174ZM182 261V260H181ZM188 261V259H187ZM195 262V261H194ZM191 263L190 261V264H195V263ZM255 262H259L258 261H255ZM264 262V261H263ZM177 263V264H178ZM202 263V262H201ZM205 263V262H204ZM261 263V262H259ZM180 264V263H179ZM197 264H199V262H197ZM203 264V263H202ZM214 264V263H213ZM224 264V263H223ZM230 264V263H229ZM232 264V263H231ZM255 264V263H254Z\"/></svg>",
	"mask_w": 264,
	"mask_h": 264
}]
</instances>
